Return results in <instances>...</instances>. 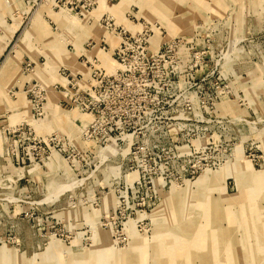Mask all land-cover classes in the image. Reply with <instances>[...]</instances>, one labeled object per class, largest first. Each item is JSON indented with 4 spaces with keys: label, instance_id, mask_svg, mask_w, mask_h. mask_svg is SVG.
Wrapping results in <instances>:
<instances>
[{
    "label": "rangeland",
    "instance_id": "rangeland-1",
    "mask_svg": "<svg viewBox=\"0 0 264 264\" xmlns=\"http://www.w3.org/2000/svg\"><path fill=\"white\" fill-rule=\"evenodd\" d=\"M97 3L0 0V264H264V0Z\"/></svg>",
    "mask_w": 264,
    "mask_h": 264
},
{
    "label": "built area",
    "instance_id": "built-area-1",
    "mask_svg": "<svg viewBox=\"0 0 264 264\" xmlns=\"http://www.w3.org/2000/svg\"><path fill=\"white\" fill-rule=\"evenodd\" d=\"M140 33L141 32H138V34L137 33L135 34L137 36L135 37L134 40L131 37H129V38L126 37L124 32L120 33L122 38L120 37L121 41H120L118 47L116 48L117 56L120 57V60H124L122 56H124V51H126V49H127L126 47L133 46L134 44L136 45V46L134 45V48L140 49V53L144 52V49L140 47V42L142 39ZM130 39H132V40H130ZM128 44H129V46H128ZM91 62L94 63L95 58H94V60H91ZM118 65L121 67V68H119V70L124 68V66L122 64L121 65L118 64ZM92 66H94V65L90 64L92 77L96 74H103L100 69L93 68ZM117 71L118 70H116V72L114 74H117ZM80 82H81V75L80 74L70 76L69 74H64V71H63V83H64V85L61 86L58 84H52V90H55L56 87L58 86V87L62 88L63 92L65 91L64 96L71 93L75 98L74 99H72V98L64 99L63 104H64L65 108L66 107L74 108V109L82 112L83 114L93 116V118H92V120H93L96 118V114H98V111H97L98 106L103 104V102L101 100H99V98L96 96V94H98V89L100 87L99 83H101V82H96V85H91L88 88V90L90 89L89 93H92L94 95V97H91L90 94L85 93L84 90L81 89ZM108 85H109V89H110L113 86V82L109 81ZM37 87L38 86H36L34 84L30 87V89L31 90H38ZM40 91H42V90H40ZM77 92H78V95H80V94L87 95V97L92 98V100L88 101V99H83V100L78 99V97H76ZM81 108H85V109L83 110Z\"/></svg>",
    "mask_w": 264,
    "mask_h": 264
},
{
    "label": "crops",
    "instance_id": "crops-1",
    "mask_svg": "<svg viewBox=\"0 0 264 264\" xmlns=\"http://www.w3.org/2000/svg\"><path fill=\"white\" fill-rule=\"evenodd\" d=\"M70 43L72 44L73 50H72V52H69V54L65 53L64 51H62V49L59 50L61 52L60 55L63 57L62 59H64V61L61 60L60 63L69 64V68H67L68 66L67 67L63 66V65L60 66V68L54 74L55 75L54 78L56 79L55 80L56 82H53L52 84H58V85H61V86L64 85V83H63V71H64V74H69L70 76L78 75V73H79L77 71H71L73 69L77 70V68H78L77 66H75V64H78V54H79L78 38L77 37H75V38L72 37V39L70 38ZM57 44H58V41H57V43H54V46L57 47ZM58 46L62 48V46H60V45H58ZM42 53L44 55H47V56L51 57V55L49 53H47V48H45V47H44V50L42 51ZM32 81H34V80H32ZM20 93H22V92H20ZM24 98H26V97L24 96ZM24 98H21L20 102H23ZM63 100H64V98L63 99L62 98L57 99L58 106L57 105H55V106L56 107H62ZM13 103H15V102H13ZM23 105H22V107H24ZM13 107H14L15 110H17V108H19V107H17L16 104H13ZM73 110H76V109H73ZM76 111L78 112V110H76ZM77 132H78V127H77Z\"/></svg>",
    "mask_w": 264,
    "mask_h": 264
},
{
    "label": "bare ground",
    "instance_id": "bare-ground-1",
    "mask_svg": "<svg viewBox=\"0 0 264 264\" xmlns=\"http://www.w3.org/2000/svg\"><path fill=\"white\" fill-rule=\"evenodd\" d=\"M95 4H96V6H97V4H98V3H97V0H95ZM140 31H141V28H140L139 32H140ZM137 33H138V32H137ZM135 34H136V33H135ZM135 34H132V35H135ZM119 38H120V37H119ZM120 41H121V40H120ZM114 62H115V61H114ZM115 64L117 65V68H116V69L121 68L116 62H115ZM81 83H82V82H80V85L83 84V83H82V84H81Z\"/></svg>",
    "mask_w": 264,
    "mask_h": 264
}]
</instances>
